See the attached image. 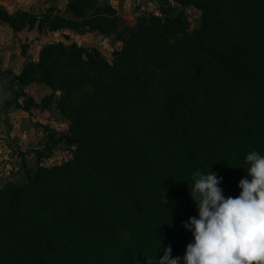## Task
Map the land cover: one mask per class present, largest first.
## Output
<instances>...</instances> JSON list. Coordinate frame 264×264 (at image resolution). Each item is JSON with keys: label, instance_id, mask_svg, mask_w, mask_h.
Wrapping results in <instances>:
<instances>
[{"label": "trees", "instance_id": "obj_1", "mask_svg": "<svg viewBox=\"0 0 264 264\" xmlns=\"http://www.w3.org/2000/svg\"><path fill=\"white\" fill-rule=\"evenodd\" d=\"M156 1L167 9L164 0ZM87 7L96 9L97 1L67 0L66 12L81 18ZM200 8L183 77L178 78L181 73L176 72L162 80L141 79L140 75L132 80L121 78L102 87L77 114H70L71 137L66 141L74 147L71 163L81 174L90 172L104 181L107 194L86 193L82 188L65 194L54 191L47 199L49 225L42 227L20 213L18 202L30 190L35 199L43 194L53 170L36 166L33 172L22 166L29 182L10 185L0 215V264H21L16 258L22 255L26 264H75L77 253L62 255L59 243L87 252L89 242L108 252L120 251L119 257L97 252L94 264H155L169 246L172 257H181L180 264H184L193 236L183 223L189 217L198 218L186 190L192 173L216 172L222 177L223 195L239 196V181L247 177L249 167L246 155L253 150L264 155V26H253L243 36L233 32L232 23L244 13L264 21V0H232L230 15H221L216 7ZM48 18L22 13L3 19L14 28H31L36 22L39 29L63 28ZM165 45L175 64L181 53L169 41ZM57 49L67 50L57 44L44 46L38 61L25 65L14 79L21 85L47 81V59ZM75 50L78 58L84 55L92 66L109 67L94 49ZM171 84L177 85L162 108L164 119L145 124L147 146L112 135L116 123L125 117L131 121L128 115L153 106ZM243 86L249 96L234 101ZM252 96L260 99L258 107L249 101ZM24 100L27 108L40 106Z\"/></svg>", "mask_w": 264, "mask_h": 264}, {"label": "rangeland", "instance_id": "obj_2", "mask_svg": "<svg viewBox=\"0 0 264 264\" xmlns=\"http://www.w3.org/2000/svg\"><path fill=\"white\" fill-rule=\"evenodd\" d=\"M96 1V9L87 7L81 18H73L66 12V7L59 8L57 14H54V8L45 14L49 17L48 20L64 25L57 30L62 31L58 41L52 44L67 50L57 49L48 57L47 81H32L21 86L27 91L23 93L24 99L33 100L40 106L27 108L24 99L14 103L9 120L15 121L17 128L20 127L22 136L10 147H6L8 152L1 159L6 173L5 180L0 184V215L5 208V195L10 185L24 186L29 182L23 165L33 172L36 166L53 170L48 175L49 183L44 185L43 194L35 199L34 192L30 190L18 202L20 213L29 215L31 220L42 227L49 225L47 199L54 191L65 194L82 188L86 193L96 191L107 194L104 181L90 172L81 174L71 163V151L74 147L69 146L66 141L69 139L67 137H71L70 114H77L102 87L121 78L132 80L140 75L141 79L148 77L162 80L176 72L181 73L178 78L183 77L191 35L200 23V7H216L221 15H230L232 2L164 0L167 9L163 10L156 0ZM20 14L22 12L17 13ZM253 26H264V21L255 15L244 13L232 23V30L236 35L245 36L252 31ZM167 29L170 32H166ZM179 38L183 43L179 42ZM167 41L181 53L175 64L171 61L172 54L165 49ZM77 47L84 52L94 49L109 67L99 69L88 63L84 55L78 58L75 50ZM21 52L24 53L23 48ZM176 85L167 86L153 106L128 115L131 121L125 117V120L116 123L112 135L125 136L138 146H147L145 124L147 121L164 119L162 108ZM131 86L137 90L138 85L132 81ZM248 90L244 86L239 87L234 101L242 102L249 96ZM252 100L258 107L260 99L252 96L249 101L252 103ZM186 190L191 200L190 189ZM111 197L121 205L119 198L113 194ZM59 245L62 255L77 253L75 264H94L97 252H105L104 254L114 257H119L120 254L118 249L108 252L96 242H89L90 250L87 252H78L76 247L68 243ZM16 260L26 264L24 255Z\"/></svg>", "mask_w": 264, "mask_h": 264}, {"label": "clouds", "instance_id": "obj_3", "mask_svg": "<svg viewBox=\"0 0 264 264\" xmlns=\"http://www.w3.org/2000/svg\"><path fill=\"white\" fill-rule=\"evenodd\" d=\"M247 177L239 181L238 197H225L216 172L194 171L189 195L198 218L183 223L193 242L186 246L184 264H264V155H246ZM250 177V179L248 178ZM165 204L168 203L164 196ZM171 246L155 264H180Z\"/></svg>", "mask_w": 264, "mask_h": 264}, {"label": "crops", "instance_id": "obj_4", "mask_svg": "<svg viewBox=\"0 0 264 264\" xmlns=\"http://www.w3.org/2000/svg\"><path fill=\"white\" fill-rule=\"evenodd\" d=\"M66 5V0H0V184L5 180L6 172L1 159L8 152L6 147L22 136L20 127L17 128L15 121L9 118L14 103L25 98H18L17 95L27 91L14 78L27 63L37 62L40 50L57 42L62 33L49 32L48 28L39 29L37 22L31 28H18L16 25L14 28L3 18H14L18 12H22L40 19L49 9L54 8L53 12L57 14L58 9Z\"/></svg>", "mask_w": 264, "mask_h": 264}]
</instances>
